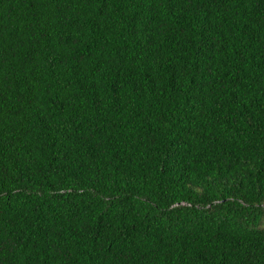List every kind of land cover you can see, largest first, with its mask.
I'll use <instances>...</instances> for the list:
<instances>
[{"label": "trees", "instance_id": "1", "mask_svg": "<svg viewBox=\"0 0 264 264\" xmlns=\"http://www.w3.org/2000/svg\"><path fill=\"white\" fill-rule=\"evenodd\" d=\"M0 264H264V0H0Z\"/></svg>", "mask_w": 264, "mask_h": 264}]
</instances>
